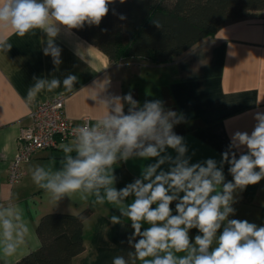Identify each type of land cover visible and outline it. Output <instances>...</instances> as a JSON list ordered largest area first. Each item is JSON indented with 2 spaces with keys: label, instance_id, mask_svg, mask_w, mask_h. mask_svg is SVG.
<instances>
[{
  "label": "clouds",
  "instance_id": "obj_1",
  "mask_svg": "<svg viewBox=\"0 0 264 264\" xmlns=\"http://www.w3.org/2000/svg\"><path fill=\"white\" fill-rule=\"evenodd\" d=\"M111 3L114 0H0V29L21 38L37 29L43 31L47 37L44 55L60 65L62 49L55 39L61 29L71 33L86 24L99 26ZM119 19L126 17L119 15ZM153 23L162 27L158 20ZM11 48L8 39L0 36V51ZM83 53L76 49L81 59ZM33 79L26 105L34 104L42 92L52 93L61 86L72 93L77 82L72 74L62 82L56 77ZM90 98L104 113L93 123L74 127L73 139L60 145L63 155L33 166L30 173L33 183L53 202L77 196L93 206L108 203L120 213L110 216L111 224L130 221L134 231L127 242L134 251L127 258L114 256L111 264H264V226L228 219L236 211L234 193L264 179V113L254 115L256 123L250 134H232L219 164L213 158L192 163L184 137L174 132L176 125L185 122L183 113L166 109L158 99L141 105L130 92L101 97L96 91ZM168 149L175 151V157ZM133 158H154L155 162L142 165L138 178L117 189L115 166ZM225 164L231 181L225 179ZM129 197L134 199L126 203ZM173 202L176 214L170 207ZM144 224L149 227L142 231ZM191 229L199 233L194 242ZM29 233L22 209L12 202L0 204V258L4 264L26 243Z\"/></svg>",
  "mask_w": 264,
  "mask_h": 264
},
{
  "label": "crops",
  "instance_id": "obj_2",
  "mask_svg": "<svg viewBox=\"0 0 264 264\" xmlns=\"http://www.w3.org/2000/svg\"><path fill=\"white\" fill-rule=\"evenodd\" d=\"M0 36L12 44L8 52L0 51V204L12 202L19 206L30 229L26 243L8 258V264H15L40 247L36 227L42 215L54 211L89 210L83 225L85 249L71 264H111L114 256L127 258V253L134 251L127 242L134 231L130 221L125 220L123 225L110 222L111 215H120L118 209L108 203L93 206L77 196L56 203L33 183L30 169L53 157L58 160L63 155L60 147L40 151L26 163L23 178L14 184L9 182V165L19 147L21 126L31 121V109L38 101L64 92L62 86L52 93L42 92L34 104L26 105L34 77H56L61 82L68 74L77 77L73 92H64L65 113L74 120L90 116L95 121L104 113L105 109L90 98L96 91L101 97L130 92L141 105L146 100H162L166 109L185 116V122L176 125L174 132L184 137L192 163L213 158L219 164L232 134H250L256 123L254 115L264 113V11L223 24L214 36L202 39L167 63H154L142 56L112 61L75 31L68 33L62 28L55 39L62 49V63L55 65L52 57L43 53L47 40L43 31L37 29L21 38L11 30L0 29ZM77 48L84 52V59L76 55ZM127 108L125 105V112ZM167 152L176 155L172 149ZM154 162V158L120 162L115 166V187L120 189L133 182L140 176L142 165ZM162 167L167 170L168 166ZM228 168L225 164L223 171L226 181H231ZM234 196L237 202L232 206L236 211L228 219L264 226V179ZM133 199L127 198L126 203ZM170 207L176 214L175 202ZM147 227L144 224L142 231ZM197 234V229L190 230L193 242ZM0 264H4L3 258Z\"/></svg>",
  "mask_w": 264,
  "mask_h": 264
},
{
  "label": "trees",
  "instance_id": "obj_3",
  "mask_svg": "<svg viewBox=\"0 0 264 264\" xmlns=\"http://www.w3.org/2000/svg\"><path fill=\"white\" fill-rule=\"evenodd\" d=\"M262 11L264 0H114L99 26L86 24L73 31L112 61L142 56L154 63H167L214 36L223 24ZM119 15L126 19L120 20ZM153 20L162 27L157 28ZM88 214L89 210L42 215L36 227L40 247L15 264H71L85 249L81 217Z\"/></svg>",
  "mask_w": 264,
  "mask_h": 264
},
{
  "label": "built area",
  "instance_id": "obj_4",
  "mask_svg": "<svg viewBox=\"0 0 264 264\" xmlns=\"http://www.w3.org/2000/svg\"><path fill=\"white\" fill-rule=\"evenodd\" d=\"M66 94L55 93L38 101L30 111V123L22 125L19 134V147L9 165V182L20 181L25 174V165L40 151L59 148L70 142L72 129L84 123L95 122L90 116L78 120L65 113Z\"/></svg>",
  "mask_w": 264,
  "mask_h": 264
}]
</instances>
